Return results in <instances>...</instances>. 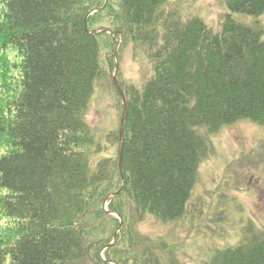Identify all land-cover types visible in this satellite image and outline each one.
Listing matches in <instances>:
<instances>
[{
  "label": "trees",
  "instance_id": "obj_1",
  "mask_svg": "<svg viewBox=\"0 0 264 264\" xmlns=\"http://www.w3.org/2000/svg\"><path fill=\"white\" fill-rule=\"evenodd\" d=\"M105 3L0 0V264H183L165 249L142 255L125 208L183 219L212 136L240 120L264 125V0H228L220 31L170 0ZM108 31L152 67L122 86L124 176L119 156L95 160L102 142L87 121ZM208 264H264V236Z\"/></svg>",
  "mask_w": 264,
  "mask_h": 264
},
{
  "label": "rangeland",
  "instance_id": "obj_2",
  "mask_svg": "<svg viewBox=\"0 0 264 264\" xmlns=\"http://www.w3.org/2000/svg\"><path fill=\"white\" fill-rule=\"evenodd\" d=\"M170 1L179 5L185 18L202 17L216 31L221 30L229 12L228 0ZM234 17L242 23L257 20L247 14ZM259 19L264 26V14ZM108 32L111 35L101 42L105 74L87 110V121L96 139L102 142L97 161H117L119 156V141H109L110 132L119 131L123 115V102L115 90L113 76L125 88L140 85L152 72L146 57L136 55L130 41L122 43L121 38ZM211 139L215 152L198 169L197 183L183 219L163 224L153 216L140 219L132 208H125L127 222L131 224L129 230L139 234L142 255L149 258L152 250L165 249L168 256L173 255L183 264H208L214 251L264 236V125L240 120L224 126ZM122 202L123 198L113 200L116 206ZM112 216L123 221L115 213ZM136 219L140 220L135 223ZM103 223L112 227L114 220L105 219Z\"/></svg>",
  "mask_w": 264,
  "mask_h": 264
},
{
  "label": "water",
  "instance_id": "obj_3",
  "mask_svg": "<svg viewBox=\"0 0 264 264\" xmlns=\"http://www.w3.org/2000/svg\"><path fill=\"white\" fill-rule=\"evenodd\" d=\"M108 1H109V0H106V3H105V4H107ZM102 9H103V8H101V10H102ZM117 67H118V65L116 66V68H117ZM117 69H118V68H117ZM113 79H114V82H115V84H116V87H117V89L119 90V92H120V94H121V97H122V100H123V115H122V118H121V120H120V122H121V124H120V129H119V132H120V140H119V143H120V145H119L118 154H119L120 172H121V175L124 176V175H123V164H122V161H123V157H124V154H123V150H124V143H123V141H124V134H125L124 129H125L126 124H127V121H126V120H127V116H128V111H127V100H126V97H125L124 90L121 88L120 84L118 83V80L116 79L115 76H113ZM121 191H122V189L119 190V191H117L116 193H114V194H112V195L115 196V195H117L118 193H120ZM121 223H122V221H121ZM114 242H115V240H114ZM114 242H113V243H114ZM113 243L110 244L108 247L112 246Z\"/></svg>",
  "mask_w": 264,
  "mask_h": 264
}]
</instances>
